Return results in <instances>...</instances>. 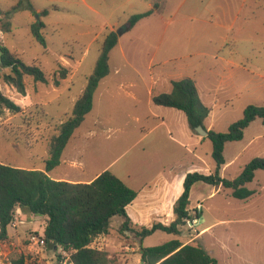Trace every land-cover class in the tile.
Listing matches in <instances>:
<instances>
[{
    "label": "rangeland",
    "instance_id": "1",
    "mask_svg": "<svg viewBox=\"0 0 264 264\" xmlns=\"http://www.w3.org/2000/svg\"><path fill=\"white\" fill-rule=\"evenodd\" d=\"M155 1L163 6V12L125 28L131 15L156 9ZM155 1L0 0V44L25 63L38 65L47 78L43 83L24 77L25 93L21 94L0 77V91L20 107L18 112H0V161L22 168L44 166L48 140L55 133L53 125L70 115L92 73L105 35L120 30L118 42L109 52L111 76L95 89L92 109L74 130L64 154L76 160L80 159L79 153L83 154L87 167L65 161L51 175L82 174L87 180L108 169L137 186L142 178L155 177L147 170L153 161H165L176 153L179 159L174 174L214 172L210 139L199 138L182 112L178 113L183 120L170 113L166 125L183 147L168 138L161 124L142 136L146 132L142 124L151 126L154 113L161 116L164 111H178L150 102L152 114L147 118L144 82L148 61L156 55L166 59L162 66L166 75L192 78L200 100L209 109L204 128L225 132L229 124L242 117L246 105H264V0ZM7 21L9 31L2 26ZM35 21L44 24L45 46L30 33ZM116 64L124 71L113 75ZM61 66L69 74L55 86ZM165 86H155L153 95ZM132 92L135 99L130 97ZM135 117L140 118L139 123ZM223 155L226 163L220 175L229 179L236 177L252 158L264 157L261 120L252 121L240 140L226 142ZM246 186L254 189V194L236 199L229 189L196 182L190 190L189 208L197 202L203 206L197 229H189L185 223L180 226L179 239L202 245L218 264H264V170H256ZM13 221L15 226L7 227L9 234L0 264H9L20 256L36 264H59L62 258L69 261V252L63 255L58 248L29 239L30 234L42 230V216L17 209ZM122 222L121 216L112 217L110 237L103 236L100 239L106 237L104 243L98 239L93 245L111 251V264H140L138 239L119 232ZM171 238V234L156 231L142 244L154 246Z\"/></svg>",
    "mask_w": 264,
    "mask_h": 264
},
{
    "label": "trees",
    "instance_id": "2",
    "mask_svg": "<svg viewBox=\"0 0 264 264\" xmlns=\"http://www.w3.org/2000/svg\"><path fill=\"white\" fill-rule=\"evenodd\" d=\"M153 4L156 9L131 15L125 28L133 27L140 19L155 10L163 12L162 5H158L156 1ZM5 14L9 15L10 11H6ZM2 26L6 31L11 29L9 21ZM43 27V22L35 21L30 25V33L36 42L45 46ZM117 41L118 35L115 31L111 30L105 35L92 73L87 77L86 85L76 99L70 115L53 125L55 133L48 140L47 155L43 159L44 170L36 166L22 168L0 161V240L7 238V227L13 220L16 210L20 209L31 216L40 215L44 218L42 236L46 246L52 249L61 246L69 252L72 264H111L114 260L111 253L94 246L93 243L99 236L108 234L112 217L121 216L123 222L119 232L121 234L128 232L138 239V253L144 264H218L216 258L202 245L183 243L179 239L180 226L185 225L186 219L200 216V212L189 209L190 190L196 182H203L229 189L230 195L236 199H246L254 194V189L246 185L252 181L256 170H264V157L252 158L232 179L222 177L220 170L225 164L223 155L225 143L240 140L244 129L256 118L264 125V105H246L242 117L229 124L225 132L212 129L207 131L205 137L212 143L211 155L216 164L215 170L208 174L200 171L185 174L183 190L173 204L174 217L167 224L160 221H154L149 226L132 224L126 213V206L137 196V191L108 169L103 170L90 182L55 180L47 174L60 163L62 150L74 130L91 110L94 91L99 81L109 73V52ZM0 51L1 68L8 69L2 70L0 77L19 93H25L23 79L26 76H30L35 82H47L43 70L38 65L25 63L18 54L3 44H0ZM68 74L69 70L66 67H59V77L54 83L58 85L59 80L66 78ZM171 85L170 92L152 95V102L182 111L192 130L198 125L204 127L209 109L200 100L195 81L187 77L172 80ZM2 109L18 112L20 107L0 91V112ZM156 231L171 234L173 238L158 245L143 246V239ZM9 264L36 263L20 256Z\"/></svg>",
    "mask_w": 264,
    "mask_h": 264
},
{
    "label": "crops",
    "instance_id": "3",
    "mask_svg": "<svg viewBox=\"0 0 264 264\" xmlns=\"http://www.w3.org/2000/svg\"><path fill=\"white\" fill-rule=\"evenodd\" d=\"M154 13H158V12L155 10L153 13H151L150 15H148L146 17L152 16ZM113 25H115V24H113ZM121 55H122V58H124L125 54L122 53ZM109 60H110V56H109ZM109 60H108V62H109ZM165 61H166V59L156 58V55H152L148 61V69L146 71V78H145V82H144L145 88H146V92H145L146 93V103H147L148 109H149L148 113L146 114L147 118H150V115L152 114V111L150 108V104H151L150 102H152L151 97L154 93L155 86L166 85L164 87V90H161L160 92H156V93H168L172 89L171 81L176 80L173 78V76H171L169 74L166 75L165 71H163L162 66H163V63ZM122 71H124V70L119 68V66H117V64H116L114 69H113L112 74L117 75V74L121 73ZM111 72H112V70L109 67V73L99 81L96 89L99 87V84H102L103 82H105L106 78L111 76ZM134 72L137 73L138 71L134 70ZM64 79L65 78L60 79L59 81L61 82ZM60 82H59V84H60ZM54 85L58 86L55 83H54ZM131 94L132 95L130 97L135 99L136 94H134L133 92ZM176 110H178V109H176ZM178 112H182V111H180V110H178L177 112L164 111L163 114L161 113V116H160V114L154 113V115H152L154 117V119L151 118L153 121L151 126L148 127V126H144V124H142V126H141L143 129L142 131L143 132L146 131V132H144V134L142 136H145L146 133H149V131H153L157 127V125L161 124L162 126H165L164 127L165 128L164 133L168 136V138L174 144L182 146L183 142H181L182 143V145H181L180 141L175 137L173 129L170 126L167 128V125H166V122L168 119L167 117L170 115V113H171V115L174 114V115L178 116L180 119L182 118V120L184 119L183 115H181V113H178ZM135 120L137 123L140 122V118H138V117H135ZM205 129L208 131L209 126L206 127ZM202 137H205V136H200V134H199V138H202ZM69 141H70V139L68 140L64 149L62 150V153L60 156V163L57 166H60L62 163H65V161H67V162L69 161L73 165H74V163H77V164H80L81 166H84V168L87 167V162L84 161V159H83L84 156L81 153H79V157H80L79 160H76V158H73L70 154H68L67 156L64 157L65 150L69 144ZM178 157H179V154L176 153V154H172L171 157L165 161H162L159 159H157L156 161H153V164L151 165L150 168H147V170L155 173L154 174L155 177L152 176L150 179H148V178L143 179L142 178V180L137 183V186H133L132 184H129L128 182H126L124 180V182L129 187H131L132 189L137 191V196L134 198V200L130 204H128L126 206V213H127L128 217L130 218L132 224L149 226L154 221H160L164 224H167L173 219V217H174V215H173V204L183 190V179L185 176L184 172L179 174V175L174 174L175 165L178 163V159H179ZM223 166H222V168H223ZM84 168L82 170H84ZM39 169L44 170V167H40ZM53 169L47 172V174L51 178H53L55 180H66V181H70V182H90L98 174H100L103 171L102 170L101 172H97V173L93 174L90 178H88L87 180H84L81 177L82 174L76 175L74 177L71 176L70 174L68 175V173H66L65 176H59L58 174L56 176H52L51 171H53ZM127 177L130 178L129 175ZM197 203H201V202H197ZM202 208H203V206H202ZM193 209L194 208H192V210ZM199 212L201 213V210ZM42 219H43V223L45 224V220L43 217H42ZM44 224L42 226V230L38 231V234L40 236L43 235ZM204 230H206V227L200 229L201 232H203ZM110 235L111 234H110V229H109L108 234L99 236L96 240L100 239L103 236L110 237ZM106 237H104V239L103 238L100 239L102 243L105 242ZM172 238H173V235H172ZM118 242H119V238H118ZM104 249L111 252L110 250H108L107 247H105Z\"/></svg>",
    "mask_w": 264,
    "mask_h": 264
},
{
    "label": "built area",
    "instance_id": "4",
    "mask_svg": "<svg viewBox=\"0 0 264 264\" xmlns=\"http://www.w3.org/2000/svg\"><path fill=\"white\" fill-rule=\"evenodd\" d=\"M201 208H202L201 203H197L196 206L194 207L196 212H199L201 210ZM197 223H198V217L186 219V225L188 226L189 229H192L194 231H196V229H197V226H196ZM9 225L14 227L15 226L14 221L12 220ZM29 239L33 242H36V243H41V244L45 243L43 236H40L39 234H30ZM6 244H7V238L0 240V255H2L4 253ZM57 248H58V251L61 252V254H63V255L67 254L66 251L61 246H58ZM59 264H72V262L70 260L67 262V260H64L62 258V259H60Z\"/></svg>",
    "mask_w": 264,
    "mask_h": 264
},
{
    "label": "water",
    "instance_id": "5",
    "mask_svg": "<svg viewBox=\"0 0 264 264\" xmlns=\"http://www.w3.org/2000/svg\"><path fill=\"white\" fill-rule=\"evenodd\" d=\"M119 33L121 32L120 30L118 31ZM117 32V33H118ZM2 52L0 51V68L2 65V58H1ZM195 130L201 135V136H206L207 135V130L202 126L198 125L195 127ZM140 264H144V261L140 259Z\"/></svg>",
    "mask_w": 264,
    "mask_h": 264
}]
</instances>
